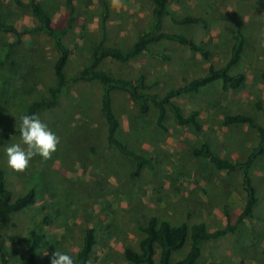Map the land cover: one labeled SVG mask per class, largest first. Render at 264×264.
<instances>
[{"label":"rangeland","instance_id":"374dc122","mask_svg":"<svg viewBox=\"0 0 264 264\" xmlns=\"http://www.w3.org/2000/svg\"><path fill=\"white\" fill-rule=\"evenodd\" d=\"M0 1L4 20L24 32L23 42L11 50L9 44L15 40V34L0 32V129L3 132L17 127V117L32 101L49 98V88L56 84L57 51L46 31L33 30L40 22L30 7L19 5L15 0ZM45 1L54 10V22L63 24L68 14L65 0ZM110 2L111 17L105 44L128 48L147 28L152 17V2ZM76 5L79 19L64 37L73 51L66 67L68 75L90 64L89 48L93 43L98 44L103 36L100 0H76ZM170 8L178 17L210 13L206 16L209 31L202 24L181 26L171 16L163 21L165 31H184L197 41L208 42V47L214 49L210 60L179 43L161 40L152 42L151 51L134 60L121 62L106 58L100 67L122 78H133L144 72L148 83H157L152 91L163 94L204 74L210 65H223L230 56L235 24H240L252 38L247 55L236 69L247 74V84L237 90L224 91L221 84L216 83L197 94L177 99L186 112L200 108L204 124L200 133L178 126L168 118L169 132L156 134L152 128L156 110L141 117L128 93L114 92L123 136L135 134L134 127L140 122L147 123V135L144 138L136 135L132 142L138 151L151 152L155 160L154 170L146 168L141 177L131 178L134 161L107 144L101 113L103 85L97 80L69 83L60 96V104L39 113L59 135L60 142L64 139L62 145L57 146L56 152L60 155L54 152L48 159L37 155L26 170L14 171L7 165L5 148L19 143L20 134L11 137L0 150V163L8 171L7 184L14 198L22 195L27 186H38L42 199L16 213L14 225H9L7 230L21 236L26 246L30 231L41 229L45 245L39 251V258L44 264H50L55 250L76 254L89 227L95 228L98 238L91 264H131L123 250L128 245L139 248L144 236L138 228L142 217L157 215L174 223L186 220L189 224L205 221L210 229H219L228 225L227 212L235 223L244 208L241 173L217 170L207 159L197 158L192 150L206 141L216 152L237 161L245 159L257 145L258 133L254 128L247 124L229 127L222 124V120L225 113H249L258 123L263 122L256 101L264 100V82L255 74L264 66V0H182L172 1ZM166 55L168 58L164 57ZM78 127L89 128L96 137V141L91 142L98 153H89L85 167L77 161L83 151L78 145L81 139L74 141L78 146L69 159L61 156L71 148L73 143L69 139L74 138V131L83 133ZM253 173L259 195L255 217L240 225L236 233L208 242L200 264L211 259L227 264L242 260L245 264H264V155L254 166ZM47 186L49 193L43 190ZM44 216L47 219L43 224ZM7 245L13 264H20L21 259L14 257L19 249L12 247L10 242ZM188 248L189 244L177 256H183Z\"/></svg>","mask_w":264,"mask_h":264},{"label":"trees","instance_id":"16d2710c","mask_svg":"<svg viewBox=\"0 0 264 264\" xmlns=\"http://www.w3.org/2000/svg\"><path fill=\"white\" fill-rule=\"evenodd\" d=\"M15 1L19 5L31 8L33 15L40 22V25L34 27L33 30L46 31L52 38L57 51V59L54 63L56 84L49 88V98L32 101L28 108L20 115L24 113H36L39 115L45 109L58 106L60 104V96L66 86L71 82L99 81L103 85L101 113L106 125L107 144L134 161L135 167L130 172L131 178L141 177L146 168L154 170L155 160L152 154H150L151 152L138 151L134 147V142H132L136 135H141L142 138L147 135V123L140 122L139 126L134 127L135 134H129L128 137L123 136L122 118L115 107L114 92L121 90L128 93L130 100L138 107L141 117L149 115L152 109H155L157 117L152 128L156 131V134L169 132L170 128L166 123L168 118H171L178 126L189 128L200 133L204 129L200 108L191 109L186 112L177 99L188 94H197L216 83H220L224 91L237 90L247 84V74L244 71H237L236 69L241 65L247 55L252 38L250 39L240 24H235L234 41L230 48V56L223 65L218 67L210 65L204 74L187 80L179 86L172 87L163 94L152 91L157 83H148L144 72L133 78H122L100 67L106 58H113L121 62L134 60L143 53L150 52L152 49L150 48V44L152 42L161 40L179 43L188 47L191 51L199 53L203 59L210 60L214 49L208 47V42L197 41L184 31L172 32L163 30V21L167 16H171L172 20L181 26L186 27L188 25L202 24L207 31L210 30V24L206 17L208 15L210 16L209 12L206 15H185L181 17L173 14L170 8L172 1L181 2L182 0H151L152 17L147 28L139 34L138 38L128 48L105 44L112 4L110 0H100L102 6V12L100 14V24L103 30L102 39L98 44L93 43L89 48L91 55L90 64L73 75H68L66 71L73 51L66 43L64 37L75 28L79 19L76 0H65L68 14L63 24H56L54 22V10L46 4L47 2L45 0H29L27 3L22 0ZM1 6L2 3L0 1V32L15 34V40L9 44V50H11L23 42L22 37L24 32L15 24L4 20L1 13ZM9 56L10 52L7 53V57ZM164 57L168 58L167 55ZM256 73L255 76L264 82V66L261 71ZM256 107L262 111V123H258L255 116L249 113H225L222 120V124L229 127L247 124L257 131V145L245 159L233 161L216 152L212 145L206 141L201 142L199 146L194 147L192 150L197 158L207 159L217 170L228 173H241L242 186L245 191V202L242 212L235 219V223L228 212V225L219 229H210L205 221H197L189 224L186 220L174 223L169 219L160 218L157 215L142 217L140 218L138 228L144 233V236L139 241L138 249L131 245L124 248L123 254L127 261L131 264H200L208 242L219 240L229 233H236L240 225L255 217L259 203V195L253 178V169L258 160L264 155V100L258 99L256 101ZM19 116L17 117V121ZM16 124L17 127L13 129H6L3 132L0 129V150L6 146L11 137L20 134L18 122ZM87 126L90 127L89 125ZM78 128L83 133L78 134L74 131V138L69 139L73 143L71 148L61 156L69 159L73 150L80 145L83 151L78 156L77 161L82 164L81 167H85L89 162V153L93 155H97L98 153L94 147L95 144L91 142L93 140L96 141V137L93 136L94 131L89 128ZM88 133L90 135L87 137ZM75 136H78L79 139H76ZM76 140H80L78 145L74 144ZM63 141L64 139L62 138V141L58 145L61 146ZM58 155L60 154L56 152V156ZM5 169L0 163V264H13L11 260L12 252L7 245L8 242L11 243L12 247L19 249V251L15 252L14 257L17 260L19 258L21 259L20 264H44L39 258V251L45 245L44 234L41 229L34 228L30 231V237L26 246L23 245L24 239L21 236L10 234L7 230L9 225H14L13 220L16 213L24 211L42 199L39 196L38 186H27L22 195L14 198V192L7 184L6 172L8 174V171ZM47 188L48 186L43 187V190L49 193L50 191ZM46 219L47 216H44L42 220L43 224ZM97 242L98 238L95 228L89 227L86 230L82 247L76 254L70 253L74 256L76 264L92 263V252ZM187 244H189L188 250L184 252L183 256L178 257L177 254L183 252L184 250L182 249ZM245 263L242 260L236 264ZM203 264L227 263L211 259Z\"/></svg>","mask_w":264,"mask_h":264},{"label":"clouds","instance_id":"9594fccd","mask_svg":"<svg viewBox=\"0 0 264 264\" xmlns=\"http://www.w3.org/2000/svg\"><path fill=\"white\" fill-rule=\"evenodd\" d=\"M20 142L5 148L7 165L14 171L26 170L32 159L39 155L48 159L57 150L60 137L38 114L24 113L18 118ZM47 255V252L44 253ZM50 264H76L75 258L67 251L55 250Z\"/></svg>","mask_w":264,"mask_h":264}]
</instances>
